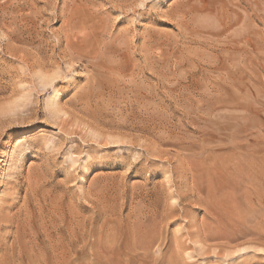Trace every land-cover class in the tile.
<instances>
[{"label":"rangeland","instance_id":"rangeland-1","mask_svg":"<svg viewBox=\"0 0 264 264\" xmlns=\"http://www.w3.org/2000/svg\"><path fill=\"white\" fill-rule=\"evenodd\" d=\"M123 1L0 0V264H264V0Z\"/></svg>","mask_w":264,"mask_h":264},{"label":"bare ground","instance_id":"bare-ground-1","mask_svg":"<svg viewBox=\"0 0 264 264\" xmlns=\"http://www.w3.org/2000/svg\"><path fill=\"white\" fill-rule=\"evenodd\" d=\"M61 1V0H60ZM65 1H68V0H65ZM71 1H74V0H71ZM77 1V0H76ZM123 1V0H122ZM128 1V0H127ZM127 1L125 2V1H123V4H121V6L122 7H125L126 5H125V3H127ZM117 2V1H116ZM132 2V1H131ZM200 1L199 0H187L186 1V4L185 5H183V7H185V8H187L186 9V14H190V15H192L194 12L196 13V12H198V13H201V12H206V11H208V8H209V5H208V2H207V0L206 1H204L203 0V2L205 3V4H203L199 9H198V7H196L195 6V4L196 3H199ZM235 2H236V4L235 5H241L242 3L240 2V0H235ZM67 3H69V2H67ZM112 3V2H111ZM145 3V2H144ZM117 4V3H116ZM129 4V3H128ZM131 4V3H130ZM27 5V4H26ZM55 5V4H54ZM90 5V4H89ZM119 5V4H118ZM134 5V4H133ZM138 5V4H137ZM128 6V5H127ZM3 7V6H2ZM50 7V6H49ZM54 8V7H53ZM55 9V8H54ZM125 9V8H124ZM223 9V8H222ZM47 10V9H46ZM58 10V9H57ZM68 10V9H67ZM246 11H247V9H245ZM51 11V10H50ZM222 11V13H221V15L223 16V18H221V19H224V20H228L229 22H224V23H226L227 24V28H229V27H232V26H235V25H239V29H238V31L234 34V33H232L231 35V46H233V45H239L241 42H247V44L248 43H250L251 41H252V39L251 38H249L250 37V35H256V34H254L253 33V29H252V27H251V25L249 24V22H248V18H249V15H238V17H237V19H233L232 18V15L231 14H229V13H227V12H225V11H223V10H221ZM39 12V14L41 15V13H40V11H38ZM38 12H37V15H38ZM209 12V14H211L210 13V11H208ZM48 13H49V11H48ZM47 13V14H48ZM217 13H219L217 16H218V18H216V20L218 19V21L219 22H222V21H220L221 19H220V17H221V15H220V12L219 11H217ZM18 14V13H17ZM24 14V13H23ZM45 14V13H44ZM185 14V15H186ZM12 15V14H11ZM10 15V16H11ZM220 15V16H219ZM252 15V14H251ZM67 16H69V18H66L67 20H66V22H67V28H68V30L69 29H71V31L73 30H80V33H82V34H84V36L81 34V36H82V39H80L79 40V43H78V46H72L74 43L70 40V38H67L66 39V44H67V52L65 53V56H64V58L65 59H67L68 60V62H66L67 63V66H68V68H74L73 67V64L70 62L71 61V59L70 58H73L74 57V55L73 54H80V52H81V50H82V48H89L90 46H92L93 47V50H92V52H90L89 53V58H91L92 60H94V62H93V65H94V67L96 68H98L99 70H103V69H109V67H111L112 65H113V63H114V59H115V56H114V51L112 50L113 48H117L116 47V42L114 41V40H103V35L102 34H100V33H98L97 32V29H96V23L95 22H93V24L92 25H90V21L89 20H87V17H86V15L85 14H82V13H80V11H77V15L76 14H72V13H70L69 15H67ZM261 16V15H260ZM186 17H188V15L186 16ZM60 18V17H59ZM236 18V17H235ZM226 24H225V27H226ZM90 25V26H89ZM133 25V24H132ZM12 26V25H11ZM64 26H66L65 25V23H64ZM63 26V27H64ZM1 28H2V26H1ZM23 28V27H22ZM104 28V27H103ZM5 29V28H4ZM255 29V28H254ZM25 31V30H24ZM27 31V30H26ZM73 31H72V33H73ZM3 33V32H2ZM9 33V35L7 36L6 34H4V35H6V40H8V41H12V38H13V33H11V32H8ZM63 33V32H62ZM61 33V34H62ZM77 33H79V32H77ZM80 33H79V35H80ZM253 33V34H252ZM3 35V36H4ZM27 35V34H26ZM72 35V34H71ZM78 35V34H77ZM78 35V36H79ZM90 35V36H89ZM74 36V35H73ZM81 36H79V38H81ZM87 36H89V37H87ZM105 36H107V35H105ZM84 37H86V38H84ZM97 37V38H96ZM32 38V37H31ZM58 38V37H57ZM109 38V37H108ZM59 39V38H58ZM65 39V38H64ZM72 39V38H71ZM77 40L78 39V37L75 35L74 37H73V41L74 40ZM7 41V42H8ZM101 41H102V44H101ZM30 42V41H29ZM62 42V41H61ZM76 42V41H75ZM99 42H100V49H99V47H98V44H99ZM3 43V42H2ZM60 43V42H59ZM262 43V42H261ZM34 44V43H33ZM62 45V44H61ZM1 46V45H0ZM1 49V48H0ZM70 50L72 51V53L73 54H71V53H68V52H70ZM101 50V51H100ZM87 51V50H86ZM8 53V52H7ZM59 54V53H58ZM232 54V52H230V55ZM9 55V54H8ZM36 55V54H35ZM17 57V56H16ZM28 58V57H27ZM26 58V59H27ZM249 58V57H248ZM22 59V58H21ZM40 59V58H39ZM20 60V59H19ZM242 60V59H241ZM24 62H25V59H24ZM37 62V64H40L38 61H35V63ZM51 62V61H50ZM124 62V61H123ZM34 63V62H33ZM64 63V62H63ZM31 64V63H30ZM29 64V65H30ZM52 65V64H51ZM54 65V64H53ZM24 66V65H23ZM28 66V65H27ZM33 67V66H32ZM49 67H51V66H49ZM55 67V66H54ZM22 68V67H21ZM29 68H31V67H29ZM38 68V67H37ZM40 68H42V66L40 67ZM56 70L54 71V74H52V72H51V74H49V73H42V72H39V73H37L36 74V77L38 78V80L40 81H38L40 84H41V86H43L44 88H47V87H50V86H52L53 87V85L55 86V82L60 78V77H62L61 75H62V69H61V67H60V65H57V67L55 68ZM113 69H115V68H113ZM120 69V68H119ZM24 70V69H23ZM35 70V69H34ZM112 70V69H111ZM116 70V69H115ZM118 70V69H117ZM121 70V69H120ZM42 71V70H41ZM75 71V70H74ZM116 72V71H115ZM27 73V72H26ZM33 73H34V71H33ZM27 75V74H26ZM32 76V75H31ZM35 76V75H34ZM11 79V78H10ZM33 82V81H32ZM14 85V84H13ZM27 86V85H26ZM40 87V86H39ZM56 87V86H55ZM55 87H54V92H53V94H54V96L53 97H55L56 95L58 96L59 95V92H57L58 90H56L55 89ZM98 88V87H97ZM24 89V88H23ZM53 90V89H52ZM166 90V89H165ZM25 91V90H24ZM58 93V94H57ZM27 95V94H26ZM94 94H89L88 96H90L92 99L94 98V96H93ZM24 96V95H23ZM52 96H50V97H52ZM20 98V97H19ZM27 98V97H26ZM56 98V97H55ZM54 98V99H55ZM22 99H23V97H22ZM53 98H51V100H52ZM53 99V100H54ZM49 100V99H48ZM52 100V101H53ZM23 101H24V99H23ZM25 101H26V99H25ZM12 103H14V102H12ZM49 104H51V105H49L50 106V110H51V106L53 107V110L55 111L56 109L55 108H58L57 107V105L58 104H56L55 105V103H49ZM23 105V107H24V104H22ZM54 105L56 106V107H54ZM48 106V107H49ZM89 106V105H88ZM20 107H22V106H20V104H17V103H14L13 105H11L8 109L12 112V111H14L15 109H19ZM47 107V106H46ZM17 111V110H16ZM96 121V120H95ZM141 124V123H140ZM145 125V124H144ZM130 126V125H129ZM22 142V140H20L19 142H18V144H20ZM120 142V141H119ZM122 142V141H121ZM109 145V144H108ZM128 145V144H127ZM138 148V147H137ZM123 149V148H122ZM128 152V151H127ZM151 154V153H150ZM133 156V155H132ZM1 168V167H0ZM1 170V169H0ZM3 172V171H2ZM4 173V172H3ZM5 174V173H4ZM3 175V174H2ZM17 200V199H16ZM15 224V223H14ZM18 224V223H17ZM16 225V224H15ZM199 243V242H198ZM18 248V247H17ZM245 249H243L242 251H244ZM224 261V260H223Z\"/></svg>","mask_w":264,"mask_h":264}]
</instances>
